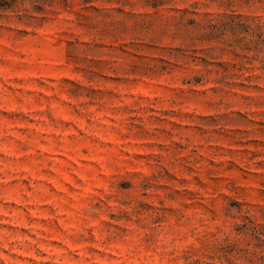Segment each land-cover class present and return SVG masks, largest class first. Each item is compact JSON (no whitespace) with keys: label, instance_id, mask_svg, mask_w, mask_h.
Segmentation results:
<instances>
[{"label":"rangeland","instance_id":"rangeland-1","mask_svg":"<svg viewBox=\"0 0 264 264\" xmlns=\"http://www.w3.org/2000/svg\"><path fill=\"white\" fill-rule=\"evenodd\" d=\"M0 264H264V0H0Z\"/></svg>","mask_w":264,"mask_h":264}]
</instances>
